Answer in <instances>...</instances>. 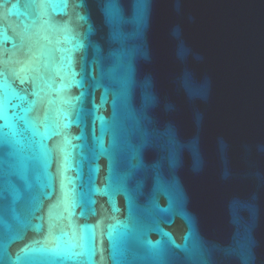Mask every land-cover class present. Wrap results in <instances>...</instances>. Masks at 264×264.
<instances>
[{"label":"water","instance_id":"95a60500","mask_svg":"<svg viewBox=\"0 0 264 264\" xmlns=\"http://www.w3.org/2000/svg\"><path fill=\"white\" fill-rule=\"evenodd\" d=\"M0 70V264H264V0H0Z\"/></svg>","mask_w":264,"mask_h":264},{"label":"snow or ice","instance_id":"6c2138e0","mask_svg":"<svg viewBox=\"0 0 264 264\" xmlns=\"http://www.w3.org/2000/svg\"><path fill=\"white\" fill-rule=\"evenodd\" d=\"M64 2H65V4H67L68 0H64ZM81 2H82V0H81ZM13 6L15 7L16 5L14 4ZM21 71H23V69H21ZM2 75H3V71L0 70V76H2ZM21 82L23 83L24 81H21Z\"/></svg>","mask_w":264,"mask_h":264}]
</instances>
